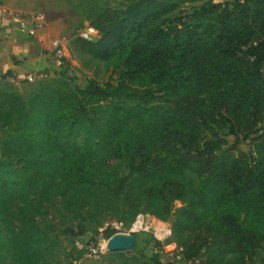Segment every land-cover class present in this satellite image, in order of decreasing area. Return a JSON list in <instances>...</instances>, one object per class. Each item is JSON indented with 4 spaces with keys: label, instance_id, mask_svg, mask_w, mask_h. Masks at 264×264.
Instances as JSON below:
<instances>
[{
    "label": "trees",
    "instance_id": "trees-1",
    "mask_svg": "<svg viewBox=\"0 0 264 264\" xmlns=\"http://www.w3.org/2000/svg\"><path fill=\"white\" fill-rule=\"evenodd\" d=\"M89 26L97 40L71 49L112 63L115 83L43 85L27 100L0 90V264H61L54 226L37 221L55 198L117 230L144 212L166 222L179 202L183 261L264 264V0H133Z\"/></svg>",
    "mask_w": 264,
    "mask_h": 264
},
{
    "label": "rangeland",
    "instance_id": "rangeland-1",
    "mask_svg": "<svg viewBox=\"0 0 264 264\" xmlns=\"http://www.w3.org/2000/svg\"><path fill=\"white\" fill-rule=\"evenodd\" d=\"M130 1L133 0H34L36 5L24 11V18L29 21L33 29L38 30L35 32L38 39L37 48L42 49L49 56L47 62L50 67L36 74L35 78L30 77L31 80L21 81L18 85L7 83L6 78L0 76V90L14 92L27 100L43 85L66 82L84 88L89 81H94L100 86L108 82L115 83L116 75L113 73L112 63L98 62L77 54L72 51L70 43L74 38H77L78 31L89 26L90 21L101 10L106 7H125ZM214 1L222 3L226 0ZM182 10L186 11L187 6H184ZM54 41L62 46L63 59L59 60L52 51V42ZM43 74H46L47 78H42ZM260 127H264V122L258 124V128ZM8 134L6 129L0 128V143L7 138ZM227 139L229 142L233 141L232 137ZM248 147L249 141L242 142L238 149L247 152ZM106 164L121 176L128 173L125 163L120 160H109L106 161ZM186 175L196 184V179L192 174L186 173ZM181 209L182 205L179 202H172L171 214L166 222L144 212L137 215L131 223H126L120 227V230H117L119 224L111 215L104 214L93 220H82L83 216L63 211L60 199L55 198L42 205L43 219L37 218V221L44 220L54 226V236L59 240L61 246L59 252L61 264H135L132 259L127 260L130 257L137 259L136 263L138 264H151L153 257H157L161 264H191L183 261L180 249L173 242L171 235V225ZM138 217H140L141 227L134 232H129ZM79 225L83 227L84 235L70 240L65 231L69 229L76 232ZM105 228H111L120 234L134 235L135 243L131 250L115 252L122 253L124 258L111 255V252H107L106 249L98 257H88L84 253L81 255L77 253L79 250L76 248V243L84 245L90 240H95L97 245H103L110 239L112 236L108 239L100 236V232ZM157 229H168L169 233L167 236L159 238L156 235ZM156 241L159 246H155L154 242ZM73 248L75 251L72 250ZM70 252L73 255L71 261L67 257ZM253 264H258L257 258L254 259Z\"/></svg>",
    "mask_w": 264,
    "mask_h": 264
},
{
    "label": "crops",
    "instance_id": "crops-1",
    "mask_svg": "<svg viewBox=\"0 0 264 264\" xmlns=\"http://www.w3.org/2000/svg\"><path fill=\"white\" fill-rule=\"evenodd\" d=\"M33 1L0 0V76L14 85L50 67L49 56L37 48L38 30L24 18V11L36 5Z\"/></svg>",
    "mask_w": 264,
    "mask_h": 264
},
{
    "label": "built area",
    "instance_id": "built-area-1",
    "mask_svg": "<svg viewBox=\"0 0 264 264\" xmlns=\"http://www.w3.org/2000/svg\"><path fill=\"white\" fill-rule=\"evenodd\" d=\"M77 37L81 38L83 40H86V41H95L98 38V33L93 28H91L90 26H87L86 28L78 31ZM52 48H53L52 51L54 52L55 56L59 60L63 59V55H64L63 49H62V46L57 41L52 42ZM34 78H35V76H34ZM42 78H47V75L43 74ZM139 219H140V217L137 218L136 222ZM114 225L117 226L116 224H114ZM129 232H134V231L131 228L129 230ZM116 234H120V233H116ZM108 240L103 245H97L96 243H93V242H87L84 245H79L78 243H76L75 245H76V248L79 251H83L86 256L98 257L100 254L103 253L104 249H106V244H107Z\"/></svg>",
    "mask_w": 264,
    "mask_h": 264
},
{
    "label": "water",
    "instance_id": "water-1",
    "mask_svg": "<svg viewBox=\"0 0 264 264\" xmlns=\"http://www.w3.org/2000/svg\"><path fill=\"white\" fill-rule=\"evenodd\" d=\"M135 237L132 234H115L106 244L107 252H126L133 248Z\"/></svg>",
    "mask_w": 264,
    "mask_h": 264
},
{
    "label": "bare ground",
    "instance_id": "bare-ground-1",
    "mask_svg": "<svg viewBox=\"0 0 264 264\" xmlns=\"http://www.w3.org/2000/svg\"><path fill=\"white\" fill-rule=\"evenodd\" d=\"M141 221L140 219L135 223L133 224V226L131 227L133 231H136L137 229H139V227H141ZM168 229L166 230H163V229H157L156 231V235L157 237L159 238H163L164 236H167L168 235Z\"/></svg>",
    "mask_w": 264,
    "mask_h": 264
}]
</instances>
